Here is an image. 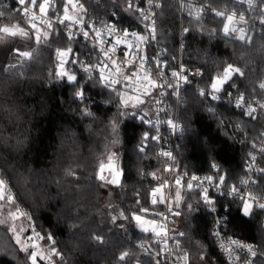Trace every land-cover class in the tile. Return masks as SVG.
<instances>
[{"label": "trees", "instance_id": "1", "mask_svg": "<svg viewBox=\"0 0 264 264\" xmlns=\"http://www.w3.org/2000/svg\"><path fill=\"white\" fill-rule=\"evenodd\" d=\"M195 1L219 8H230L233 2ZM209 20L203 25L184 24L188 30L184 62L203 69L208 79L233 64L243 72L233 81L247 95L259 96L258 86L264 79V31L241 41L223 34L222 19ZM22 23L20 14L0 0V29L18 30ZM158 24L160 40L175 62L180 25L176 0L165 1ZM72 44L59 32L48 41L25 46L23 51L30 52L29 57L15 54L8 64L0 65V177L33 215L42 234L54 236L66 264H161L153 235L140 231L132 219L143 213L138 209H158L150 196L160 184L162 165L156 142L143 140L146 132L150 137L154 133L147 124L141 125L132 111L122 114L113 87L83 76H78L82 78L78 84H70L57 75V49ZM82 86L83 101L75 95ZM187 94V107L181 114L186 136L177 154L182 170L205 174L212 171V164H219L220 175L230 177L229 186H239L245 177L247 154L264 120L250 121L227 104L210 103L192 90ZM86 107L94 117L83 115ZM116 121L113 132L111 125ZM142 145L144 152L139 151ZM112 154L124 173L116 187L97 178L100 164ZM18 173L27 178V198L20 197L16 189L20 186ZM177 191L181 193L179 225L185 232L182 244L191 264H201V256L209 264H227L212 238V221L202 193L183 185L174 189L175 198ZM257 192L264 196V174ZM213 199L229 209L230 234L253 242L260 252L258 263L264 264V212L255 210L246 217L239 201L227 196ZM190 204L199 207L190 211ZM125 252L127 260L120 261ZM26 256H20L7 227L0 225V264H25Z\"/></svg>", "mask_w": 264, "mask_h": 264}, {"label": "built area", "instance_id": "2", "mask_svg": "<svg viewBox=\"0 0 264 264\" xmlns=\"http://www.w3.org/2000/svg\"><path fill=\"white\" fill-rule=\"evenodd\" d=\"M7 4L12 6L14 11L18 12L22 17L23 22L25 23L28 30L31 31H43V30H52L58 31L60 33H68L72 31L75 33V38L72 40L73 44L69 47H72L75 51L72 54V60L75 61L76 57H79V63L72 62L66 63L64 70L70 74H75L78 76H83L86 80L96 79L105 86V82L99 79V65L105 62V56L99 50L101 48H107L110 52L111 47L115 44L116 40H120L121 43L116 45V52L112 54V58L115 59L118 63H121V70L125 75H129L132 71H135V68L129 67L132 64L133 59L135 58V53L137 51L136 45H139V54L140 56L153 57L154 61L159 60L161 65H168L167 75L161 76L160 73L152 72V76L157 80L158 87L154 90L152 96V103H148V98H144L145 103L144 111L139 115V120L141 115H145L150 124L147 126L153 131L154 136L159 137V140H155L157 144V153L162 165V181L155 188L161 187L162 194L164 198L163 203H157L153 205L158 209L149 210L147 212L148 219H156L157 222L163 225L167 229V239L166 244L161 238L153 235V244L159 249L161 264H191L190 256L186 248L182 244V240L185 238V232L181 229L179 225L180 212L176 207V199L174 197V189L176 185V178L181 179V184L187 185V182L193 184V189L200 191L203 195V189L207 188L210 198L213 197H223L227 196L229 198L239 201L241 204L240 197L242 196L245 200H249V194L254 198L249 202L253 203L252 211L261 210L257 204L264 203V196H261L257 192V188L260 184V178L262 173L258 169L262 167V158L259 152V148L262 146L259 139H255L252 144L255 142L256 150L254 155L256 156V161L254 166L249 170L248 164L250 162L249 156L247 154L245 161V177L243 180H247V184H240L238 187L239 194L233 195L230 192L232 186L225 188L224 186L216 187L217 183V169L212 168L210 173L205 174H189L186 171L182 170L179 161H178V151L180 150V142L186 136V130L181 120V114L187 107V97L188 91H195L199 95L200 90L204 89L206 91H211L210 85L212 79H214L218 74H221L224 68L217 73L213 78H206L205 72L203 69L198 67H191L187 65L183 60V51H184V41H185V23H192L197 25H203L209 21L210 18L216 17L215 11H223L226 15H232L233 13H239V15H244L245 21L239 22V15L236 16L237 23L233 24L232 27L243 28L246 36L251 38L255 34H260L264 31V24L260 23L261 13H264V3H261V0H253V7L249 8L247 0H233L232 6L230 8H219L209 3L199 2L195 0H176L178 2L179 8V57L177 61L172 62L168 56L167 47L161 42L159 36V14L163 8V5L166 0H151L152 5L150 6L149 0L144 2V14L147 15L148 19L145 20L139 12L134 10H129L125 0H73V3L77 5H82L81 7H73L72 4L68 3V0H51L52 7L49 8L46 14H42L39 11V8H33L28 0H25L24 4L20 3V0H6ZM42 2V0H41ZM256 6H259L258 8ZM67 7V16L69 20H65L63 23L59 21L64 18V8ZM207 9H213L214 11H208ZM27 11L28 15H25ZM35 17L33 20L32 17ZM82 23H80V22ZM223 25L226 23V20H223ZM113 22H116L113 25ZM35 24L36 27L33 28L32 25ZM51 24V27H49ZM67 25V27H65ZM82 25H95L96 29H100L103 32V39L106 42L105 44H100L96 41L94 33L91 27L85 28ZM107 26H114L116 31L109 35ZM155 27L154 37L152 39H145L140 41L139 37L143 36L148 38L151 34V29ZM84 31H89L90 36L87 40L82 39V34ZM124 32H128L129 35L125 37ZM223 32V26H222ZM135 33V36L131 34ZM224 34V33H223ZM238 33L226 36L231 39H236L234 36H237ZM110 41V42H109ZM95 45V47H93ZM132 45V47H129ZM67 49V48H65ZM131 52L132 56H125L123 53ZM65 61H68L69 57L63 58ZM60 61L61 58L57 55L56 68L60 71ZM110 63V62H108ZM140 61L135 60V64L138 67ZM86 65H91L96 68V71L91 73H85L83 67ZM233 65V64H231ZM228 66V65H227ZM226 66V67H227ZM151 67H155V64ZM225 67V68H226ZM233 67H236L233 65ZM145 68L148 69L149 65L146 63ZM188 70V75L191 78L190 84L184 83L183 80H176L171 76L172 71H180V69ZM110 71H112L110 69ZM196 72H200L202 75H195ZM239 74L233 73V78L229 81V84L233 83L234 78ZM91 76V78H89ZM120 79V84L116 86L122 92H127L128 95H136L134 87L138 85H126L123 77H117ZM171 83L173 87H167ZM236 84L235 88H229L225 85L227 91L233 94L232 103H228L230 99L228 96L221 93L222 99L219 101H212L210 97H203L206 101L216 104H227L231 107H235V96L239 93H244L252 102L253 106H256V102L264 103V98H262V93L264 90H261L258 86L259 96H249L243 92L240 88L239 83ZM264 83V79L261 81ZM260 83V84H261ZM259 84V85H260ZM178 85V87H177ZM173 88H176V91H173ZM80 89H83L81 87ZM160 101V103H156ZM240 110L239 108H236ZM241 111V110H240ZM259 115V112L257 113ZM171 121L176 127L173 128L168 122ZM154 125V127H153ZM264 132V122L263 128L260 131ZM259 133V134H260ZM261 139H264L262 137ZM251 144V146H252ZM170 151L172 153V158H168L162 155L163 152ZM253 151L252 147L249 150ZM248 152V153H249ZM219 169V175L221 173V166L216 164ZM166 168H170L171 171H166ZM197 176V181H191V176ZM213 177V182L208 183L206 177ZM203 181L201 184L200 182ZM9 184V183H8ZM10 187V185H9ZM11 189V188H10ZM12 195L16 198L15 192L11 189ZM228 193V194H227ZM159 199V194L157 196ZM214 200V199H213ZM204 204V203H203ZM13 206V205H12ZM15 206L18 207L21 211L27 213V217H21V219L26 227V236L24 242H27L29 236H33L35 233L42 232L37 226L33 215L27 211L17 200L15 199ZM14 208V211L16 210ZM205 207V206H204ZM209 208L212 206H208ZM216 211L209 213L208 208H206L210 219L212 221L211 226V235L214 240V243L221 253L223 259L227 264H259L258 260L260 258V252L258 247L250 241H247L243 238L233 236L229 232V209L214 204ZM264 212V210H262ZM179 215H175V213ZM262 226L264 228V217L262 220ZM34 229V232H33ZM183 232L184 235L180 236L179 233ZM214 233H220L219 236L214 235ZM236 240L237 245H233L230 242ZM158 241H160L158 243ZM43 246V250L47 251V245H44L43 241H39ZM50 243V242H49ZM239 245L251 246L252 252L248 251L247 247L241 248ZM55 248L59 251L60 255L57 256L56 260L58 264H66V258L62 253L57 241ZM230 250V251H229ZM187 254L189 257L188 260H184V255Z\"/></svg>", "mask_w": 264, "mask_h": 264}, {"label": "snow or ice", "instance_id": "3", "mask_svg": "<svg viewBox=\"0 0 264 264\" xmlns=\"http://www.w3.org/2000/svg\"><path fill=\"white\" fill-rule=\"evenodd\" d=\"M28 2L31 4L33 8H39V11L42 14H46L49 10V8L52 7L51 0H28ZM128 9L129 10H134L140 13V15L147 20L148 17L147 15L144 14V2L145 0H125ZM243 2V0H242ZM21 4L25 3V0H20ZM69 4H72L73 7H81L82 5H77L73 3V0H68ZM261 3H264V0H261ZM150 6H156L158 7L159 5H152L151 0H149ZM248 7L251 8L253 7V0H247ZM257 8L259 6H256ZM208 11H214L213 9H207ZM67 7L64 8V18L63 20L59 21L60 23H63L65 20H69L70 18L67 16ZM215 16L221 17L223 20H226L227 22L224 23L223 25V33L225 36L232 35L234 33H238L237 36H234V38L239 39L241 41H245L249 39L243 28H235L232 27L233 24L237 23L236 21V16L239 15V13H233L232 15H226L223 11H215L214 12ZM25 15H28L27 11L25 12ZM32 19L34 20L35 17L33 16ZM245 17L244 15H239V22H244ZM80 22V21H78ZM82 23V22H80ZM116 22H113V25H115ZM261 24H264V13H261ZM85 28L91 27L92 31L94 33V39L98 41L100 44H105L106 42L103 39V32L100 29H96L95 25H82ZM33 28L36 27L35 24L32 25ZM49 27H51V24H49ZM67 27V25H65ZM108 28V33L109 35H112L115 31L116 28L114 26H107ZM4 32L8 33L10 32L9 28H4ZM188 30L185 29V32ZM21 32L23 35H28V33L23 32V29H21ZM155 33V27L151 29V34L148 38H145L143 36L139 37L140 41H144L145 39H152L154 37ZM12 35H16V32L12 31ZM45 37H47V33L44 34ZM61 35L66 39L68 42H71L75 38V33L72 31H69L68 33L64 34L63 32ZM125 37L129 35L128 32H124ZM132 36H135V33L131 34ZM90 36L89 31H84L82 34V39L87 40ZM35 40L39 42L40 40V35L37 34L35 37ZM110 42V41H109ZM121 43L120 40H116L115 44L112 45L111 50L107 48H101L99 51L103 53L105 56V62L101 63L99 65V79L105 82V87L109 86H116L120 84V79H117V77H123V80L125 81L126 85H138V87H134V91L137 93L136 95H128L127 92H120L118 88L113 87L112 91L116 93V96L118 97V103L123 105L124 107H129L131 106L132 108L136 109L137 111L133 113V116L136 117V115L139 112H142L143 109L141 108V105L145 103L144 98H148V103H152V96L153 92L152 90L156 89L158 87L157 80L153 78L152 72L160 73L161 76H166L167 75V67L168 65H161L159 60L153 59V57H146V56H140L139 54V45H136L137 51L135 53V58L132 61V64L129 65V67L135 68V71H132L129 75H125L122 70H121V63H118L115 59L112 58V54L116 52V45H119ZM95 47V45H93ZM129 47H132V45H129ZM74 49L72 47H68L67 49H57V55L61 58L60 61V71L57 72V75L65 78L70 84L71 83H79L80 79L78 78L77 75L75 74H70L67 71L64 70L65 64L66 63H72L76 62L79 63V57H76L75 61L72 60V54L74 53ZM17 53L19 55H23L25 57H29L30 53L29 52H20L17 50ZM125 56H132L133 54L131 52H126L123 53ZM64 57H69L68 61H65L63 58ZM138 59L140 61L139 66L137 67L135 64V60ZM110 62V63H108ZM149 65V68H145V64ZM155 64V67H151ZM110 69L112 71H110ZM83 71L85 73H91L93 71H96V68L91 66V65H86L83 67ZM233 73H237L240 76H243V72L241 71L240 68L238 67H233V65L229 64L226 68H224L223 72L221 74H218L214 79H212L210 89L211 91H206L204 89L200 90L199 95L203 97H210L212 101H219L222 99L221 93L224 95L228 96L230 99L228 100V103H232V96L233 94L229 91L226 90L225 85H227L229 88H235L236 84L233 82L229 84V81L232 80L233 78ZM195 75H202L200 72H196ZM171 76L175 78L176 80H183L184 83L190 84L191 79L194 78L192 76L191 78L188 75V70L181 68L180 71H172ZM91 78V76L89 77ZM167 87H173L171 83L167 85ZM178 87V85H177ZM259 88L261 90H264V83H261L259 85ZM173 91H176V88H173ZM77 99L83 101L84 100V89H80L75 93ZM262 98H264V93L261 94ZM156 103H160V101H156ZM235 107L239 108L241 110V115L244 116L246 115L250 121H257L259 122L260 120H264V103H260L259 101L256 102V106H253L252 102L250 99L244 94V93H239L235 96ZM209 111L211 112L212 109L210 108ZM259 112V115L257 113ZM83 115L87 117H94V113L86 107L83 111ZM119 122H114L111 127L112 131L116 132L117 130V125ZM150 120L146 118L145 115L140 116V124H150ZM173 128L176 126L172 124L171 121L168 122ZM154 127V125H153ZM151 130V129H149ZM264 137V132H261L257 139H259L260 144L262 145L259 148V152L261 155L262 160H264V139H261ZM159 137L156 136H149L147 132L143 136V140H159ZM252 149L253 151H250L248 153L249 156V164L248 168L249 170L254 166L255 161H256V156L254 155V151L256 150V144L255 142L252 144ZM140 152H144L145 148L143 145L139 148ZM163 156L172 158V153L170 151H165L162 153ZM117 160L118 158L112 154L107 156L106 162H102L99 166V170L97 172V178L101 181H105L106 184H112V185H119L121 183V177L123 175L121 169L117 165ZM212 168L217 169L216 177H217V183L216 187L224 186L225 188L228 187V179L225 178L223 175H219V169L216 164L211 165ZM166 171H171L170 168H166ZM258 171L262 174H264V168L258 169ZM108 172L109 176H105L104 173ZM154 175V174H153ZM110 177V178H109ZM208 183L213 182V177L209 176L205 178ZM198 177L193 175L191 176V181H197ZM201 184L203 181L200 182ZM240 183L242 184H247V180H241ZM181 184V179L179 177L176 178V185L179 186ZM164 185H161V187L153 189L151 196L152 200L151 203L153 205H156L157 203H163L164 198L162 194V188ZM187 188L189 190L193 189V184L191 182H187ZM239 189L237 186L233 185L230 189L231 194L233 195H238L239 194ZM159 194V199H157V196ZM228 194V193H227ZM181 198V193L179 191L176 192V201L177 203L180 201ZM15 197L12 195L11 189L9 187V184L7 181L4 179H0V201H6L8 204L15 206ZM203 203L206 208H208L209 213L216 211V208L214 207V204L216 203L213 199L210 198L209 192L207 188L203 189ZM241 202L243 204L242 212L245 216H248L251 214V210L253 208V203L249 202L250 200H253L254 198L249 194V200H245L242 196L240 197ZM139 203V202H137ZM212 206V207H208ZM257 206L261 209L264 210V203H258ZM193 207H199V205L193 206V205H188L189 210ZM141 210L145 213H147L149 210L147 208H142L138 209ZM9 217L12 220L19 219L21 217H27L28 219H31V217H28L27 213L21 211L18 207H16L15 211L9 212L8 213ZM119 215H123V213H120ZM175 215H179V213H175ZM115 219V217H113ZM140 226L141 230L143 232H149L150 228L151 231L154 232L156 237L161 238L162 241L165 242L166 244V239H167V229L159 224L156 219H151V220H145L142 216L140 215H134L132 217ZM144 225H149V227H145ZM15 231V229H13ZM34 232V229H33ZM180 236H183L184 233L181 232L179 233ZM214 235L219 236L220 233H214ZM96 239L100 240L102 242V238L97 237ZM16 241L18 244H20V250L27 253L26 259H25V264H58L56 258L57 256L60 255L59 251L55 248L56 240L52 234L45 233L41 235L40 233H35L33 236H29L27 239V242H24L20 239V236H16ZM39 241H43L44 245H47V251L45 252L43 250V246L39 243ZM50 242V243H49ZM160 241H158L159 243ZM233 245H237L238 242L236 240H232L230 242ZM239 247L244 248L247 247L249 252H252L253 255L255 253L252 251L251 246H246V245H239ZM230 251V250H229ZM128 258V253H122L121 256L119 257L120 261H126ZM184 260H188L189 257L187 254L184 255L183 257ZM201 264H209V260L201 256L200 257ZM130 264V261L128 262Z\"/></svg>", "mask_w": 264, "mask_h": 264}, {"label": "rangeland", "instance_id": "4", "mask_svg": "<svg viewBox=\"0 0 264 264\" xmlns=\"http://www.w3.org/2000/svg\"><path fill=\"white\" fill-rule=\"evenodd\" d=\"M20 28L23 29V32L28 33V35H23L21 30H19ZM26 28L27 27H26L25 23L24 24L22 23V25H18V30H15L16 35H12L11 33L4 32L3 31L4 28L2 30L0 29V65L8 64L7 62L15 54L16 55L18 54L17 50H19L20 52H28V51H23L25 46L29 45L30 43L33 45V44H38V43H41V42H44V41H48V40L51 39L53 34L57 35L59 33L58 31H52V30H43V31H31V30H29V31H26L25 30ZM45 33H47V37H45V35H44ZM37 34L40 35L39 42H37L35 40V38H34ZM117 108L122 110L121 111V112H123L122 114L128 113V111H132L133 113L137 111L136 109L132 108L131 106L126 108L123 105H121L120 103L117 105ZM141 108L144 111V106L143 105H141ZM142 112H139L137 114L138 119H139V115ZM104 175L106 176V173H104ZM0 179H1V177H0ZM161 181H162V175H161L160 182ZM155 187H154V189H155ZM152 191H153V189H152ZM152 191H151V193H152ZM150 197H151V200H152V196H150ZM5 204H7L6 201H0V213H1V210L3 211L4 207L7 206ZM177 205H178V203H177ZM140 216H142L145 220H150V219L147 218V213H145V212H143ZM0 218H1V216H0ZM144 226L150 228L149 225H144ZM138 228H139L140 231H142L141 230V226L139 224H138ZM13 229H15V231H13ZM25 230H26V227H25L24 222L21 219H16V220H12V222L10 224V232L8 231L9 232V236L11 237V240H12L13 244L15 245L16 249L19 250V252H20V256L25 255V252L20 250L21 246H20V244L17 243L16 236L19 235L20 239L22 241H24V232H25ZM144 233L145 234H151V235L154 234V232L151 231V228H150L149 232H144ZM6 249L8 250L9 248H6ZM10 252L12 253V250Z\"/></svg>", "mask_w": 264, "mask_h": 264}, {"label": "crops", "instance_id": "5", "mask_svg": "<svg viewBox=\"0 0 264 264\" xmlns=\"http://www.w3.org/2000/svg\"><path fill=\"white\" fill-rule=\"evenodd\" d=\"M106 173V176H109V174H108V172H105ZM110 178V177H109ZM176 187H179V186H176ZM175 187V188H176ZM7 203V202H6ZM5 205H7V206H5L4 207V210L2 211L1 210V213H0V216H1V218H0V225H3V226H6L7 227V229H8V231L10 232V224H11V222H12V219L9 217V215H8V213L9 212H12V211H14L13 210V206L11 205V204H5ZM176 207H177V203H176ZM242 208H243V206H242ZM252 213H253V211L251 210V214L250 215H248V216H246V217H250L251 215H252ZM242 214H243V212H242ZM244 215V214H243ZM245 216V215H244ZM25 234H26V230H25V232H24V236H25Z\"/></svg>", "mask_w": 264, "mask_h": 264}, {"label": "clouds", "instance_id": "6", "mask_svg": "<svg viewBox=\"0 0 264 264\" xmlns=\"http://www.w3.org/2000/svg\"><path fill=\"white\" fill-rule=\"evenodd\" d=\"M18 176H19V182H20V186L17 187V191L19 192L20 194V197H23V198H27V196L29 195V190L28 188L26 187V184H27V178L24 177L23 173H18ZM15 178V177H14ZM61 232H63V230L61 229Z\"/></svg>", "mask_w": 264, "mask_h": 264}, {"label": "water", "instance_id": "7", "mask_svg": "<svg viewBox=\"0 0 264 264\" xmlns=\"http://www.w3.org/2000/svg\"><path fill=\"white\" fill-rule=\"evenodd\" d=\"M12 31L15 32V30L10 29V32H8V33H11ZM117 165H118V167L121 169V171H122V173H123V170H122V168H121V164H120V161H119V160H117ZM123 174H124V173H123ZM122 179H123V175H122V177H121V182H122ZM120 184H121V183H120ZM120 184H119V185H120ZM109 185L114 186V187L119 186V185H112V184H109ZM148 250H149L150 254H152L153 256L158 255V253H153L150 249H148Z\"/></svg>", "mask_w": 264, "mask_h": 264}, {"label": "bare ground", "instance_id": "8", "mask_svg": "<svg viewBox=\"0 0 264 264\" xmlns=\"http://www.w3.org/2000/svg\"><path fill=\"white\" fill-rule=\"evenodd\" d=\"M170 1V0H169ZM210 21V20H209ZM2 30V29H1Z\"/></svg>", "mask_w": 264, "mask_h": 264}]
</instances>
